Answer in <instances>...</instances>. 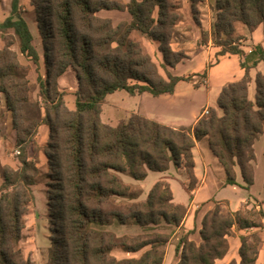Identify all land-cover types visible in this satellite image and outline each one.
<instances>
[{
  "label": "trees",
  "instance_id": "obj_1",
  "mask_svg": "<svg viewBox=\"0 0 264 264\" xmlns=\"http://www.w3.org/2000/svg\"><path fill=\"white\" fill-rule=\"evenodd\" d=\"M205 0H190L193 13ZM42 38L45 78L39 73V99L30 97L27 68L9 45L0 49V94L21 147V166L6 168L0 186V264H35L25 255L20 241L25 228L24 214L35 201L32 185L38 168L29 159L28 148L37 144L42 124L49 127L51 141L44 154L49 181L48 221L51 246L46 264H163V246L179 227L188 206L173 200L169 182L157 181L145 200L121 174L136 180L149 171H166L171 163L183 166L196 184L193 147L204 137L224 167L226 184H238L235 167L240 168L245 187L254 182L256 158L254 143L264 129V71L255 77L254 98L249 95L251 67L242 57L244 49L235 43L237 26L249 31L264 26V0H216L213 24L218 55L235 54L245 75L224 85L217 109L210 107L191 125L173 126L140 113H132L116 125L101 117V104L117 90L131 95L148 92L155 97L173 94L180 80L193 81L199 73L178 76L166 70L162 76L150 58L142 37L159 43L165 68L175 67L186 53L173 49L179 19L174 0H33ZM127 11L131 19L114 24L101 17V10ZM20 40V52L37 68L41 56L33 44V33L19 15L12 21ZM264 61V49L254 62ZM56 69V74L52 69ZM67 68L75 74V107L65 102L58 87V76ZM206 78L207 70L203 71ZM196 87L200 83L194 84ZM123 198L127 201H119ZM264 208L253 215L264 216ZM233 211L227 200H214L202 219V241L184 232L176 245L177 264H213L229 250L227 236L234 225L240 229L261 227L251 218L252 209ZM114 223L137 225L143 234L118 235L109 227ZM240 261L229 264H256L262 240L256 234L241 235ZM264 242V239H263ZM142 251L139 256L117 257L112 251ZM146 248V249H145ZM264 264V263H263Z\"/></svg>",
  "mask_w": 264,
  "mask_h": 264
},
{
  "label": "rangeland",
  "instance_id": "obj_2",
  "mask_svg": "<svg viewBox=\"0 0 264 264\" xmlns=\"http://www.w3.org/2000/svg\"><path fill=\"white\" fill-rule=\"evenodd\" d=\"M128 2L129 0H122ZM186 0H174L177 5V12L179 13V19L176 24L177 35L172 40V47L175 50L182 51L186 53L187 57L183 58L182 64L179 66L177 71L180 76L194 74L191 72L192 69L197 68V60H188V55H197L200 49L206 48L204 44H210L213 51H216L215 57L210 60V62H215L216 58H219L218 52L222 47L216 42L213 24L216 21L217 9L216 0H205L203 3L199 4L198 12L193 13L191 9L190 0L189 3ZM22 15L33 33V44L41 56V63L39 68L34 62L23 55L20 52V40L16 34V31L11 22L18 19V16ZM101 17H110L114 24H118L126 20L127 15H130L127 11L123 10H101L98 13ZM131 19V16H130ZM130 21V20H129ZM237 34L239 35L235 39V43L241 48L246 44V33L248 29L245 26H237ZM142 42L146 47V50L156 65L158 72L162 76H166V70L170 71L172 74V68L167 66L163 61L162 53L159 50V43L155 40H151L142 37ZM14 50L20 59V62L27 68L28 78L30 80V97L32 100L39 99L43 103V99L40 97V85L38 82V74L40 73L44 78L46 76V66L44 63L43 55V45L42 38L38 29L37 23V9L34 5L33 0H0V49L5 46ZM228 55V54H226ZM181 62V61H180ZM52 72L56 74V69L53 68ZM198 76L193 77V82L201 83L204 82L205 77L203 76V70L198 72ZM179 76V75H178ZM58 87L60 91L65 92V102L69 108L75 107V91L77 88L76 78L73 70L67 68V70L58 76ZM253 97V95H252ZM140 96L131 95L126 90H117L106 96L105 100L101 104V117L106 123L116 125L120 121L126 120L132 113L133 109L136 108ZM210 109V107H208ZM5 96L3 93L0 94V186L4 182L3 174L7 167L11 169H17L21 166L20 162V146L17 145V133L12 126L11 114L6 111ZM8 113V114H7ZM51 141L49 127L46 132H40L37 134V144L32 145L28 148L29 159L34 162L38 168V174H36V183L32 185V189L35 194V201L30 203L25 214L24 223L25 228L23 230V238L20 241V246L24 254L30 255L35 264H46L49 259V248L51 246V231L48 221V196L47 191L49 186L47 181L48 167L47 158L44 154L47 144ZM254 150L256 158L253 161L254 173H255V184L252 188L247 191L246 194L252 193L260 200H264V129L263 132L258 136L254 143ZM156 171L152 172L147 183H149L152 178L156 175ZM121 177L127 180L136 181L128 174H121ZM135 191L137 192L139 187L135 185ZM233 193V192H231ZM119 201H127L123 198H119ZM257 204H262L260 201ZM202 209L201 207L198 208ZM252 209L251 218L256 221V223H262L261 227H251L246 230L242 235H252L256 234L262 240L259 245V254H261V259L264 258V216L253 215L254 213H259L262 208H257L254 202V206L251 208L243 207V214L247 215L246 210ZM264 211V210H263ZM205 215V214H204ZM111 230L116 232L118 235H129L136 236L143 234V229L137 225H121L114 223L109 227ZM201 228V227H200ZM170 240L171 243L177 245L180 236L182 235V230L178 227H169L167 229H160L163 232L172 231ZM193 235L190 238L194 241L195 239H201L200 232L194 229ZM184 233V232H183ZM231 231L230 234H232ZM228 237V236H227ZM169 240V242H170ZM197 242V243H199ZM174 244V245H175ZM168 248V242L163 246L165 251ZM146 249V248H145ZM176 250V249H175ZM143 250L138 252H126L120 248H116L112 253L117 257H132L139 256ZM179 261V254L171 255L166 260L165 264H177ZM261 261V260H260ZM260 263V262H259Z\"/></svg>",
  "mask_w": 264,
  "mask_h": 264
},
{
  "label": "crops",
  "instance_id": "obj_3",
  "mask_svg": "<svg viewBox=\"0 0 264 264\" xmlns=\"http://www.w3.org/2000/svg\"><path fill=\"white\" fill-rule=\"evenodd\" d=\"M185 2L189 3V0ZM126 20H130V15H127ZM246 36V44L242 46L245 51L242 59L251 66L249 68L251 76L249 95L253 99L256 91V74L259 71H264V61L261 60L254 65V62L259 58L260 50L262 48L264 49L263 24L258 25L251 31L248 30ZM204 45L206 48L200 49L197 55H188V60L192 62L193 60H197L198 65L191 72L198 73L201 70H207V76L204 82H201L196 87L194 85L195 81L180 80L173 94H165L158 97L148 92L138 94L140 99L133 111L173 126L191 125L195 123L203 115L204 109L208 107H213L221 113L217 100L222 87L228 82L241 79L246 71L240 66V58L235 54L222 55L216 58L215 62H210L215 57L216 51H213L210 44ZM182 62H179L172 68L174 75L180 76L177 71ZM47 129L48 126L42 124L38 133H45ZM193 154L195 160L194 172L196 176V184L193 189L189 187L190 178L185 168L183 166L177 167L173 163H171L169 169L166 171H156L157 174L149 183L147 182L150 175L155 171H149L146 178L142 180L131 181L124 178L123 180L134 187L135 185L139 187L136 200H145L150 189L157 181L166 180L169 182L173 192V200L188 206V212L182 224L178 227L179 230H182V233L189 231H193L194 233L195 228L199 232L203 216L208 210L213 208L214 200H227L233 211L242 209L245 206L251 208L254 206V202L257 208H264V200H260L252 193L246 194L255 182L250 188H246L238 166L235 167L238 184L225 183L226 174L224 167L210 149L207 137L196 142L193 147ZM257 201H260L262 204H257ZM200 207L202 209L198 210ZM248 229L250 228L240 229L237 225H234L232 228L233 233L227 237L229 242L228 252L222 258L216 259L213 264H229L232 259L240 261V236ZM195 240L199 242L201 239ZM171 241L168 242L163 264L166 263V260L171 255L176 254V244L171 243ZM263 263L264 258L261 259V254H259L256 264Z\"/></svg>",
  "mask_w": 264,
  "mask_h": 264
},
{
  "label": "built area",
  "instance_id": "obj_4",
  "mask_svg": "<svg viewBox=\"0 0 264 264\" xmlns=\"http://www.w3.org/2000/svg\"><path fill=\"white\" fill-rule=\"evenodd\" d=\"M208 113H209V109L208 108L204 109L203 114H208ZM263 224H264V220H263Z\"/></svg>",
  "mask_w": 264,
  "mask_h": 264
}]
</instances>
